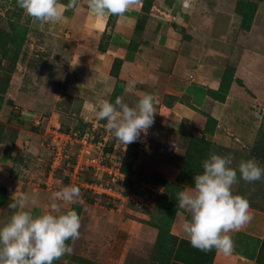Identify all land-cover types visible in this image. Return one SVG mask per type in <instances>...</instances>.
Here are the masks:
<instances>
[{"label": "crops", "instance_id": "1", "mask_svg": "<svg viewBox=\"0 0 264 264\" xmlns=\"http://www.w3.org/2000/svg\"><path fill=\"white\" fill-rule=\"evenodd\" d=\"M239 1L155 0L147 13L143 10L145 0H137L129 11L117 17L96 16L88 8L87 0H78V7L66 9L58 23L41 27L32 21L28 37L30 55L35 50L38 64L47 63L50 68L52 60L58 65L59 58L67 66L65 79L69 84L63 89L47 86L48 80L41 76L42 66L31 62L30 55L12 75L0 69V92L5 90L0 124L6 127L0 143V226L13 214L8 205L18 188L36 197L38 203L30 210L39 215L49 209L53 192L70 185L61 173L66 165L64 160L53 171L55 150L67 149V139L74 135L71 131L65 133L71 126L58 121L56 109H60L63 95L81 98V114L95 113L100 101H110L118 80L112 75L116 60L122 62L119 79L125 83L122 97L126 103L134 106L145 93L156 97L157 113L147 133L142 132L136 142L127 146L114 142L112 151L107 153V157L113 156L117 161V169L132 171L127 174L121 171L124 177L134 182L135 176L141 180L161 178L158 175L162 174L164 179L177 182L184 158L180 154L186 150L185 139L202 136L209 115L219 122L212 137L216 151L222 152L218 150L221 147L234 150V125H230L229 113L235 109L232 102L240 99L235 90L246 89L243 60L251 49L244 33L251 37L260 30L264 34V0H255L259 7L251 30L241 28L235 42L231 41L235 47L231 44L226 49L233 57L237 48L239 60L235 65L227 58L221 59L223 53L212 43L213 32L220 24L229 30L234 28L236 19L241 23L236 13ZM68 2L61 0L65 5ZM224 39L222 36L218 41L228 45L230 41ZM7 65L4 61L3 67ZM228 66L236 68V78L243 86L233 83L227 100L221 102L212 98L209 91L220 89ZM248 74L255 76L253 71ZM244 106L242 112L237 109L238 120L248 123L253 118L254 105ZM243 113L245 116L241 117L239 114ZM50 114L54 115L52 123ZM226 139L232 143L227 145ZM149 160L161 163H155L154 167ZM141 185L157 192L160 200L137 208L141 206L138 203L127 207L125 198L113 202L103 198L97 201L89 196H84L86 202L79 199L75 204L82 206L80 237L70 244L72 253L54 264H152L150 255L159 235L152 222L161 215L166 194L163 185L155 184L152 179ZM73 205H62V211L71 210ZM250 212L253 219L231 233L234 250L225 255L216 249L203 252L191 245L183 231L190 214L181 209L172 226L177 244L171 264H259L264 211L250 205Z\"/></svg>", "mask_w": 264, "mask_h": 264}, {"label": "clouds", "instance_id": "2", "mask_svg": "<svg viewBox=\"0 0 264 264\" xmlns=\"http://www.w3.org/2000/svg\"><path fill=\"white\" fill-rule=\"evenodd\" d=\"M136 2L87 0V6L96 16L120 17ZM16 3L41 27L60 22L66 9L78 7V0H69L67 5L61 0H16ZM155 101L156 97L149 93L142 95L134 106L126 103L122 96L116 97L114 103L102 100L98 103L96 117L106 121V130L127 146L153 126L157 113ZM233 159L231 154H211L202 162V172L194 176V187L176 193L178 210L190 214L183 231L191 245L200 251L216 249L230 255L234 250L231 233L253 219L249 200L234 194L232 188L237 183L238 173L246 183L264 180V167L249 159L241 160L233 168ZM80 197L78 186H64L53 192L49 209L35 215L30 209L37 205L36 197L18 188L8 205L14 210L13 214L0 226V264H54L66 254L70 255L72 248L68 242L80 237L81 218L75 210L62 211V205L75 204Z\"/></svg>", "mask_w": 264, "mask_h": 264}, {"label": "trees", "instance_id": "3", "mask_svg": "<svg viewBox=\"0 0 264 264\" xmlns=\"http://www.w3.org/2000/svg\"><path fill=\"white\" fill-rule=\"evenodd\" d=\"M2 1V0H0ZM155 0H145L143 10L149 13L153 7V2ZM11 8L7 11V13L3 16L0 15V69L7 70L11 75L15 72L18 65L22 62L24 63L25 59H28L30 55V47L28 45V37L30 33V26L32 23V18L25 15L24 11L17 6L16 0L10 1ZM258 2L255 0H240L236 7V13L241 17V28L245 31H250L256 14L258 10ZM112 20V16H111ZM7 61L8 65L7 68L3 67V62ZM121 60H116L112 69V75L118 78L113 94L111 95L110 102H115L116 97L123 96L125 83L119 79V73L121 68ZM237 82L239 85L243 86V82L236 78V68L234 66H228L224 72L220 89L217 91L210 90L209 94L212 98L225 102L231 92V88L233 83ZM5 91V90H4ZM0 92V113L3 109L5 103V92ZM67 98V97H66ZM71 99V102L69 101ZM69 106H63L64 103H59V108L67 109L65 111L71 110L72 114L80 113L81 106L75 105V100L73 97L68 96ZM77 114V116L79 115ZM264 118V116H263ZM102 125H106V121L102 120ZM219 122L212 116H207V124L205 129L201 132L202 136H188L185 140V154L182 161L180 174L177 179V182H171L166 179L152 177V178H142L139 179L140 184L147 180L152 179L155 184H161L164 187V191L166 194V204L162 207V213L157 218H154L152 225L158 229L159 235L157 242L153 248V251L150 255L151 259L150 262L152 264H171L174 250L177 244V237L172 234V226L175 221L177 213L181 210H178V201L176 199V193L181 191L185 188V186L194 187V176L196 174H200L202 172V162L209 158L212 152L217 149L216 145L212 141V137L215 135L218 129ZM91 125H87L81 122L80 126H78L77 131L80 133L81 136L87 135L90 132ZM65 130V133H71L70 127ZM87 129L89 130L87 133ZM6 127L0 124V143L4 137ZM75 132L71 134L75 135ZM77 133V132H76ZM87 133V134H86ZM102 133V134H101ZM100 133L99 139L105 135L106 130H102ZM72 135V137H74ZM71 136V135H69ZM98 139V142H99ZM115 141L110 142L108 147L104 150V166L108 168H112L111 164L107 163V153H110L113 149ZM97 143V142H95ZM218 150H223L222 152L228 151L227 148L221 147ZM226 150V151H225ZM215 154H219L224 156L221 151H216ZM254 158L257 163L264 167V125L261 128V132L257 140L255 141L254 145L251 148V158ZM76 163V161H75ZM74 163L73 166L76 164ZM86 167V166H85ZM120 171H124V173H132L129 169L123 168ZM85 172V173H84ZM88 173V175H87ZM99 173H104L107 176L109 175L107 172L97 170V168L93 166H89L88 168L83 171V174H86L85 180L81 177L82 182H86V184H101L98 181L99 177L96 175ZM91 174V175H89ZM97 176V178L95 177ZM83 176V175H82ZM145 179V180H144ZM111 184V185H110ZM108 184L109 187L116 188L117 185L122 184V180L116 178L115 182H111ZM138 187L136 190L138 191L140 184L136 185L130 179L128 183H123V186L128 185ZM251 185L253 183H250ZM133 188V189H134ZM240 185L238 189L235 191L234 194H239L247 199H249V203L252 207H255L258 210L264 211V206L251 201V197L248 196V192L245 194L242 189H240ZM120 189V187H118ZM135 190V191H136ZM123 192V191H122ZM124 196H128L127 192H123ZM97 196V195H96ZM101 198L104 200H108L109 202H113L112 198L103 195ZM255 201V198L252 197ZM264 201V200H263ZM71 210L77 211L79 216L82 213V206L80 204H74ZM69 245L72 241L68 242ZM257 262L259 264H264V239L259 251Z\"/></svg>", "mask_w": 264, "mask_h": 264}, {"label": "rangeland", "instance_id": "4", "mask_svg": "<svg viewBox=\"0 0 264 264\" xmlns=\"http://www.w3.org/2000/svg\"><path fill=\"white\" fill-rule=\"evenodd\" d=\"M11 0H2L0 1V15L3 16L7 13V11L9 10V8H11V4H10ZM225 20V18H224ZM240 21V19H236L234 22V28L229 30L227 29L228 27L224 26V25H219L218 29L215 30L213 32L214 36H212V39L214 40L212 43H214V46L217 47L218 52L223 53V56L221 57V59L224 61L227 58V61H230L231 64H235L236 62L239 60L238 58H240L238 55H236L237 52V48H236V52L234 53L235 55L232 57V53L230 52L229 54H227V50L229 49V45L231 46V44L235 47V43L233 44L231 41L235 42V38H237L238 33L242 32L241 31V23H238ZM228 25V23L226 24ZM230 31V32H229ZM207 35V34H206ZM225 36V39H227L228 41H230V43L228 45H226L225 41H218V38ZM235 36V37H234ZM244 40L246 42V44L248 46H251V49L248 52V55L245 56L244 58V63H245V71L242 73L245 75L246 78V89H242V88H238L235 90V92H239V98L237 99V101H233L232 103H235V109H233L229 114L230 117H232V124L230 125H234V129L233 133L234 136V143H235V148L234 150L230 149L231 151H229V149L227 148L228 151L221 152L224 156L231 154L233 156V164L232 167L236 168L239 164V162L241 160H249V159H254L253 157L251 158V148L254 145L255 141L257 140L259 133L261 132V128L264 125V34H262V31L258 30L254 33L253 36L249 37V35L247 33H244ZM224 39V40H225ZM228 46V47H226ZM233 47V48H234ZM222 48H225L222 50ZM32 49V48H31ZM35 51V50H34ZM35 55H30L32 56V58H30L31 62H35L37 63L38 66H42V74L41 76L44 77L43 79H47L48 81V85L51 88H58V89H63L66 87V84L68 85L69 82L66 81V72H67V66L64 67L62 62L59 58L58 61H56V63L58 65H55V61L52 60L51 62V68L50 65L47 63L44 64H38L39 60ZM32 52V51H31ZM41 60V59H40ZM35 65V66H37ZM45 68V69H44ZM51 71V72H50ZM248 71H253V74H255V76H251L250 74H248ZM50 74V75H49ZM47 91H51V89L47 90ZM44 92V91H43ZM60 92V91H59ZM44 96V95H43ZM78 96V95H77ZM67 97V98H66ZM75 100H77L74 104L78 105L79 107L83 106L82 102L80 101L79 97H75ZM69 101L71 102V99H69ZM69 101H68V96L63 95L62 99L60 100L59 103H64L63 106H69ZM243 102V103H242ZM260 102V104H259ZM239 103V104H238ZM246 103H249V106L254 105L252 108L255 112H253V118L246 121H242L240 122L238 120L239 116H238V111L237 109H239L241 112L243 111V109H245L244 105ZM240 105V106H239ZM251 108V110H252ZM57 110V115L58 116V121H62L65 126H71L70 127V131L74 132L76 131L77 134L78 133L77 129L78 126H80L81 122L87 124V125H91L90 127V132H89V138L91 142H98V139L100 137V133L102 132V130H106V127L104 125H102V120H99L96 117V112L95 113H89V114H81L82 109L80 110L79 115L77 116L78 113L72 114L71 110L65 111L67 109H56ZM93 112V111H92ZM51 116L53 114H50ZM241 117L245 116V113L243 114H239ZM53 118L51 120H49L51 123L54 120V115L52 116ZM229 117V116H228ZM235 119L237 120V123H235ZM98 124V125H96ZM244 125V126H243ZM74 130V131H73ZM87 129V133L89 131ZM75 132V134H76ZM107 130L104 136H102V138H105L107 135ZM86 133V134H87ZM232 133V134H233ZM102 134V133H101ZM99 139V142L102 141L103 139ZM236 139H238V141H236ZM67 149L68 150L65 154V167H63L62 170V174L65 179H68L70 181V185L73 186H78L80 188V192H81V201L84 200V196H89L91 198H95L97 201L102 200V196H100L98 194V192L92 188L91 186L87 185L86 182H82V178H84L85 180V175L83 174V171H85L86 168H88L89 166L84 167L83 164H86V162H90V158H95L97 156L101 157L98 158L100 160L99 164L102 161V149H99L98 146L95 147H91L90 143H88V145H84L82 143H79L77 139H75V137H71V139H67ZM116 139L113 138V135H110V139L108 141V144H110L111 141H115ZM219 140V139H218ZM227 142H225L227 145L231 144V140L226 139ZM116 144L118 143L121 144L119 141H115ZM119 150V148L117 149ZM184 150V149H183ZM55 152H57L55 150ZM216 150L213 151L212 153L215 154ZM185 154V150L183 152H181L180 156L182 157ZM108 164H111L110 168L113 172H116L117 170V165L115 164L117 161L115 160V158L112 156V158L110 159L109 157H107ZM52 160H54V158L52 157ZM78 160H80V166L78 168H80V170H76V166H78ZM255 160V159H254ZM76 161V163H75ZM257 162V161H256ZM63 163V162H62ZM74 163L76 164L75 166ZM78 163V164H77ZM103 163V162H102ZM149 163H152V165L155 167L157 164L159 165L161 163V161H151L149 160ZM155 163H157L155 165ZM104 164V163H103ZM54 165V163H53ZM59 165V162H55V166ZM151 164H148V167ZM60 166V165H59ZM58 166V167H59ZM151 167V166H150ZM149 167V170H150ZM74 168V169H73ZM147 170L148 168L145 167ZM110 170V171H111ZM85 173V172H84ZM56 173H54L55 175ZM114 174V173H113ZM83 175V176H82ZM88 175V173H87ZM91 175V174H89ZM97 175V173H96ZM95 175V177L97 178V176L99 177L98 181L101 182V184L105 185V184H110L111 182H114L113 178H111L112 176H110V174L107 176L104 173H99L97 176ZM161 178H165L164 175H158ZM54 178H56V176H54ZM53 178V180H54ZM137 176H135L134 178V184L138 185L137 183H135L136 180H139V178H137ZM140 184V182H138ZM142 184V183H141ZM111 185V184H110ZM240 185V189L243 190V194H245L246 192H248V196L251 197V201L257 203L256 206L258 204L263 205L264 206V180L261 181H257L254 182L252 185L250 183H246L245 181H243L242 179H240L239 177V173H238V177H237V183L233 185L232 191L233 193H235V191L238 189ZM118 187H120V189H118ZM119 192L123 193V192H127V195H129V197L125 196L126 198L124 199V201L127 203V207H131L134 204V200L136 199L137 203L141 206H138L137 208H145L146 205L149 206L152 203H155L157 200H160L159 196H157V192L155 194V192L149 188H146L141 185L138 189V191L136 190L138 187L133 186H123L122 184L117 185L116 187ZM155 188V187H154ZM156 189V188H155ZM95 190V191H94ZM136 190V191H135ZM143 190V192L141 191ZM123 191V192H122ZM96 192V193H94ZM102 191H100L101 193ZM97 194V196H96ZM135 194H139V195H135ZM154 194V195H153ZM88 197V199H89ZM255 198L254 199L252 198ZM250 199V198H249ZM248 199V200H249ZM163 203L166 204V200L162 201ZM120 204V203H119ZM152 247V246H151ZM150 247V248H151Z\"/></svg>", "mask_w": 264, "mask_h": 264}, {"label": "built area", "instance_id": "5", "mask_svg": "<svg viewBox=\"0 0 264 264\" xmlns=\"http://www.w3.org/2000/svg\"><path fill=\"white\" fill-rule=\"evenodd\" d=\"M96 125H98V124H96ZM110 135H111V133L110 132H107L106 137L105 138H102L103 140L100 141V142H97V143L91 142L90 141V138H89L90 136L88 134L87 135H84V136H80L79 134L76 133L74 135L75 139H77L79 143H82L84 145H88V143L91 142L90 143V146L91 147L98 146L99 149H102V152H101L102 161H101L100 164H99L100 160L98 158H101V157H99L100 156L99 155V156H97L95 158H92L91 157L90 158L91 161L90 162H86V164H83V166L84 167L85 166H93V167L97 168V170H101V171L107 172L108 174H110V176H112L111 178H113L114 182L116 181V178H119V179L122 180V184L123 183L124 184L125 183H128V181L131 178L124 177L120 173L121 171L119 169H117L116 172H113L110 168H108L107 166H104V164H103L104 163V161H103V159H104V153H105L104 150L108 146V141L110 139ZM71 137L72 136H69V139H71ZM56 151L57 152H56V157H55V161H54V165H53V167H54L53 171H55L58 168V166L62 163V161L64 160L63 153L66 152L64 148L63 149H59V147L56 149ZM55 162H57V163L59 162V165L55 166ZM78 163H77L78 166H76V170L77 171L80 170V168H78L81 165L80 164L81 163L80 160H78ZM89 186H91L92 188H94L98 192V194L100 196L106 195V196L112 198L113 200H120V201L123 200L124 198H126L123 195V193L119 192V190L117 188L109 187L108 184L103 185V184H97V183H95V184H89ZM100 191H102V192L100 193ZM141 191L143 192V190H141ZM94 193H96V192H94ZM135 195H139V194H135ZM127 197H129V195ZM133 202L134 203H137L136 199Z\"/></svg>", "mask_w": 264, "mask_h": 264}]
</instances>
